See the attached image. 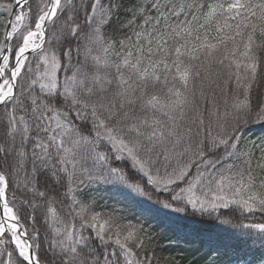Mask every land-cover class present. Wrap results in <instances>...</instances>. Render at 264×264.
Listing matches in <instances>:
<instances>
[{
  "label": "snow or ice",
  "instance_id": "6c2138e0",
  "mask_svg": "<svg viewBox=\"0 0 264 264\" xmlns=\"http://www.w3.org/2000/svg\"><path fill=\"white\" fill-rule=\"evenodd\" d=\"M0 264H264V0H0Z\"/></svg>",
  "mask_w": 264,
  "mask_h": 264
},
{
  "label": "trees",
  "instance_id": "16d2710c",
  "mask_svg": "<svg viewBox=\"0 0 264 264\" xmlns=\"http://www.w3.org/2000/svg\"><path fill=\"white\" fill-rule=\"evenodd\" d=\"M256 134H259V132L257 131V133Z\"/></svg>",
  "mask_w": 264,
  "mask_h": 264
}]
</instances>
